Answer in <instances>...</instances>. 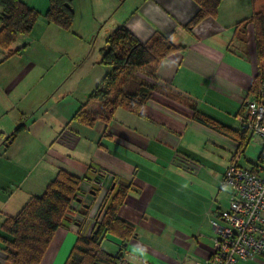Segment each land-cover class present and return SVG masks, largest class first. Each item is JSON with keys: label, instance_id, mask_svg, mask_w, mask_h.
Segmentation results:
<instances>
[{"label": "crops", "instance_id": "0c3cea01", "mask_svg": "<svg viewBox=\"0 0 264 264\" xmlns=\"http://www.w3.org/2000/svg\"><path fill=\"white\" fill-rule=\"evenodd\" d=\"M22 1L40 16L30 33L11 45H24L19 51L5 56L0 50L1 181L13 166L10 147L20 132H25L24 141L32 134L37 138L36 120L29 123L27 117L37 107V48L43 41L67 39L70 30L97 39L96 32L103 31L104 43L95 55L100 61L106 37L123 24L142 42L159 31L183 46L158 63L153 79L159 89L138 111L118 107L108 124L86 127L70 118L88 93L71 92L64 97L75 105L61 108L49 136L38 132L40 145L52 136L59 146L48 160L47 180L59 168L81 178L80 213L62 222L40 264H64L79 223L87 229L105 197L107 205L121 187L126 190L117 216L133 231L124 242L106 233L101 240L105 250L127 264H194L209 258L211 221L221 220L228 207L218 187L225 169L233 161L252 170L261 164L263 140L243 131L237 116L245 113L244 101L254 94L257 76L264 74L251 19L254 12L264 13V0H221L214 16L193 25L199 9L194 0H72L69 29L43 18L48 0ZM20 123L23 127L15 130ZM3 187L0 207L8 205L6 212L1 210L6 217L26 199L16 197L10 205L16 193L7 194ZM0 264H5L1 248ZM237 264H264V248L255 259Z\"/></svg>", "mask_w": 264, "mask_h": 264}, {"label": "trees", "instance_id": "16d2710c", "mask_svg": "<svg viewBox=\"0 0 264 264\" xmlns=\"http://www.w3.org/2000/svg\"><path fill=\"white\" fill-rule=\"evenodd\" d=\"M199 9L190 25L206 16H214L221 0H194ZM40 13L22 0H0V50L9 56L20 48L11 45L20 37L27 36L39 19ZM43 18L63 29H69L74 17L72 0H48ZM255 26L256 52L264 60V14L251 15ZM174 45L170 34L155 31L142 42L123 24L117 26L105 39L99 63L105 73L87 94L85 101L74 112L70 121L93 127L96 123L108 124L118 107L138 111L144 100L158 85L154 71L165 57L181 50ZM264 74L256 78L255 92ZM254 92V93H255ZM67 126V125H66ZM23 127L20 123L15 130ZM81 178L63 168L47 183L40 195L30 197L14 215L6 216L0 224V248L5 254V264H40L55 233L68 220L66 211L77 201ZM119 188L107 205L98 208L96 221L89 234L83 233L81 223L64 264H118L122 258L101 246L106 233L117 236L124 242L133 231V226L117 216L118 207L125 193ZM101 212V213H100Z\"/></svg>", "mask_w": 264, "mask_h": 264}, {"label": "rangeland", "instance_id": "374dc122", "mask_svg": "<svg viewBox=\"0 0 264 264\" xmlns=\"http://www.w3.org/2000/svg\"><path fill=\"white\" fill-rule=\"evenodd\" d=\"M98 32L95 34L98 35L97 39L95 37L88 40L85 36L70 30L67 39H58L60 41L46 39L47 41H43L37 48V107L29 111L27 117L29 123L33 119L36 120L37 138H32V134L29 140L24 141L22 133L25 132L23 130L10 147L14 159L13 166L9 168V176L2 175V181L0 179V184H5L1 185L0 189L4 186L3 189L7 191V194L16 193L10 205L15 202L16 197L24 198L27 201L32 196L42 194L47 183L51 180H47L50 169L48 160L56 153L59 146L53 142L52 136L48 137L46 143L40 145L39 138L41 136L38 132L44 130L49 136V131L56 128L58 115L62 112L61 108L63 107L65 111L73 106L75 101L66 99L65 95H69L71 92L89 93L95 87L94 82L98 80V83L101 79L103 68L97 56L100 53L99 48L103 46L104 38L103 31L99 34ZM96 54L97 56H95ZM262 62L264 63V60ZM22 156H25V163L21 161ZM34 190L37 191V194L32 193ZM30 192L31 195H29ZM219 192L225 193L228 204L227 190L219 188ZM2 207H0V224L6 218L2 215L1 210L7 211L8 205L4 207L5 209ZM16 210L11 213L14 215L20 209ZM97 213L98 210L95 216ZM95 216L94 219H96ZM93 224L95 225V222L92 223V227H94Z\"/></svg>", "mask_w": 264, "mask_h": 264}, {"label": "built area", "instance_id": "2783aa9c", "mask_svg": "<svg viewBox=\"0 0 264 264\" xmlns=\"http://www.w3.org/2000/svg\"><path fill=\"white\" fill-rule=\"evenodd\" d=\"M244 105L245 113L237 116L242 130L259 135L264 143V79L260 80L257 91L245 99ZM219 188L228 191V207L220 213L221 220L211 221L214 237L210 257L194 264H237L255 259L264 248V148L257 170L233 161L225 169ZM78 207L79 203L73 201L66 216L77 219ZM94 220L92 223L100 221L101 215ZM79 221H85L83 215ZM91 228L92 224L83 233L89 234ZM118 264L127 263L121 258Z\"/></svg>", "mask_w": 264, "mask_h": 264}]
</instances>
